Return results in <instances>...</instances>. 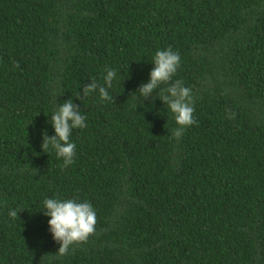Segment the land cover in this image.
<instances>
[{
    "label": "trees",
    "instance_id": "trees-1",
    "mask_svg": "<svg viewBox=\"0 0 264 264\" xmlns=\"http://www.w3.org/2000/svg\"><path fill=\"white\" fill-rule=\"evenodd\" d=\"M169 46L199 122L179 139L166 85L138 90ZM106 68L115 102L83 95ZM68 99L65 168L41 144ZM45 198L95 209L67 255ZM0 264H264V0H0Z\"/></svg>",
    "mask_w": 264,
    "mask_h": 264
},
{
    "label": "clouds",
    "instance_id": "clouds-1",
    "mask_svg": "<svg viewBox=\"0 0 264 264\" xmlns=\"http://www.w3.org/2000/svg\"><path fill=\"white\" fill-rule=\"evenodd\" d=\"M180 55L174 51L171 46L157 50L153 57V67L149 73V79L139 87V98H149L161 84L166 85L161 89L158 98L167 104L174 115L177 128L173 129V136L176 139L182 137L185 129L192 125H198L194 118V100L190 88L183 85L182 81L172 82L175 73L180 65ZM15 67H19L16 62ZM116 76L115 69L106 68L104 76V85H98L95 80L86 84L83 89V95L87 96L98 90L102 100L114 101L107 88L112 86V81ZM86 117L81 114L79 106L72 102V99L58 104V107L52 112L50 123L54 128V134L44 135L41 144L43 152L48 153L51 148L55 151L57 157L62 158L63 167H68L74 163L76 154V145L71 140L73 129L87 127ZM43 213L50 217L48 220L49 231L55 241L59 242V248L56 251L60 256L67 255L71 247L75 244L85 243L90 235L95 232L97 223L96 212L92 204L83 201L78 202L75 199H57L45 198L43 201ZM9 216L16 218L17 210L9 212Z\"/></svg>",
    "mask_w": 264,
    "mask_h": 264
}]
</instances>
